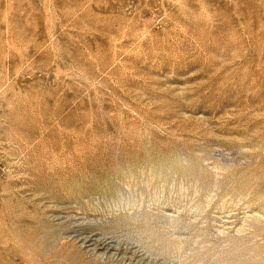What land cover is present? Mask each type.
Listing matches in <instances>:
<instances>
[{"label": "rangeland", "instance_id": "374dc122", "mask_svg": "<svg viewBox=\"0 0 264 264\" xmlns=\"http://www.w3.org/2000/svg\"><path fill=\"white\" fill-rule=\"evenodd\" d=\"M0 264H264V0H0Z\"/></svg>", "mask_w": 264, "mask_h": 264}]
</instances>
